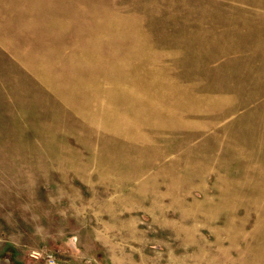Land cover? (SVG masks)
I'll use <instances>...</instances> for the list:
<instances>
[{"label": "rangeland", "instance_id": "rangeland-1", "mask_svg": "<svg viewBox=\"0 0 264 264\" xmlns=\"http://www.w3.org/2000/svg\"><path fill=\"white\" fill-rule=\"evenodd\" d=\"M263 223L264 0H0V264H264Z\"/></svg>", "mask_w": 264, "mask_h": 264}, {"label": "bare ground", "instance_id": "bare-ground-1", "mask_svg": "<svg viewBox=\"0 0 264 264\" xmlns=\"http://www.w3.org/2000/svg\"><path fill=\"white\" fill-rule=\"evenodd\" d=\"M148 202H149V201H148ZM194 213H195V212H194ZM197 218H198L197 216H196V217H195V216H192L191 218H189V220H187V222L192 223V222L194 221V223H195V221L197 220ZM261 221H262V220H261ZM228 222H229V221H228ZM259 222H260V220H258L257 222H255V223H257V224H256L257 226H255V228H253V229L256 230V228H257L258 226L260 227ZM262 222H263V221H262ZM194 223H193V225H194ZM263 224H264V223H263ZM242 225H243V223H242ZM227 226H228V225H227ZM229 227H230V226H229ZM242 227H243V226H242ZM242 227H241V229H242ZM193 228H196V227L193 226ZM243 229H244V228H243ZM243 229H242V230H243ZM245 229H246V228H245ZM260 229H261V228H260ZM181 230H182V227H180L179 225H177V226H176V235H177V236H179L178 233H179ZM225 230H226V229H225ZM225 230H221V233L228 234V233H226ZM255 230H251L252 233H253V231H255ZM240 231H241V230H240ZM233 232H234V231H233ZM247 232H248V231H247ZM263 232H264V230H263ZM243 233H246V232H243ZM249 233H250V232H249ZM252 233H251V234H252ZM254 233H256V232H254ZM251 234H250V236H251ZM259 234H260V233H258V235H259ZM100 235H101V234H100ZM245 235H246V234H245ZM247 235H249V234L247 233ZM252 235H253V234H252ZM254 235H255V234H254ZM254 235H253V236H254ZM258 235H257V236H258ZM229 236H231V237H235V238H238V237H236V236H233V235L231 234L230 231H229ZM240 236H241V235H240ZM259 236H260V235H259ZM263 237H264V236L262 235V238H261V239H262V241H261V244H262V245H263V243H264V242H263V241H264V240H263ZM223 238H224V237H222V235L220 234V237H217V242H215V243H219V242L224 241ZM228 238H229V237H228ZM247 238H248V237H247ZM189 239H190V238H189ZM243 239H244V238H243ZM252 239H253V238H252ZM256 239H257V238H256ZM190 240H191L192 242L194 241V240H192V239H190ZM190 240H188V241L190 242ZM259 240H260V239H259ZM188 241H186V242H188ZM241 241H242V240H241ZM246 241H248V239H247ZM249 241H250V240H249ZM249 241H248V243H249ZM251 242H252V241H251ZM253 242H254V241H253ZM253 242H252V244H253ZM194 243H195V241H194ZM245 243H246V242H245ZM204 244H205V243H204ZM185 245H186V244H185ZM235 245H236V244H233V246H235ZM237 245H238V243H237ZM237 245H236V246H237ZM253 245H254V244H253ZM259 245H260V244H259ZM239 246H240V245H239ZM239 246H238V247H239ZM247 246H248V245H246V247H247ZM260 246H261V245H260ZM263 246H264V245H263ZM263 246H261L262 249H264ZM212 247H213V244H212L211 242H209V241H206V244L204 245L205 250H204V249L201 250L200 248H198V249L200 250L199 253L202 254V251L204 250V253H203V254L208 256V253L210 254V252L213 250V251H215V253L217 254L216 259H218V256H219V252H220V248H221V247H219V246L217 245V247H215L214 249L210 250V252L207 253V250L210 249V248H212ZM253 247H254V246H253ZM256 247H257V245H256ZM245 249H246V248H245ZM255 249H257V248H255ZM236 250H237V249H236ZM248 250H250V248H249ZM259 250H260V249H259ZM259 250H257V251H259ZM241 251H244V249H241ZM253 251H254V250H253ZM253 251H252V252H253ZM260 251H261V250H260ZM237 252H238V251H237ZM197 253H198V252H197ZM199 253H198V254H199ZM249 253H250V252H249ZM195 254H196V253H195ZM200 254H199V255H200ZM212 254H214V253H212ZM261 254H262V252H261ZM195 256H196V255H195ZM207 256H206V257H207ZM262 256H263V257H261V258H264V255H262ZM202 257H203V256H202ZM200 258H201V257H200ZM198 259H199V258H198ZM198 259H197V260H198ZM204 259H205V258H204ZM210 259H211V258H210ZM238 259L240 260V258H238ZM185 260H186V259H185ZM194 260H195V259H194ZM205 260H206V259H205ZM214 260H215V258H212L211 261L209 260L210 262L206 260L207 262H205L204 264H213V261H214ZM241 260H242V258H241ZM241 260H240V261H241ZM176 261H178V260L176 259ZM180 261H184V260L181 259V260H179L178 262H180ZM186 261H187V260H186ZM242 261H243V260H242ZM198 262H199V264L202 263L201 260H198ZM203 262H204V261H203ZM196 263H197V262H196ZM237 263H239V262H237ZM214 264H215V263H214ZM216 264H217V263H216ZM231 264H233V263H231Z\"/></svg>", "mask_w": 264, "mask_h": 264}]
</instances>
